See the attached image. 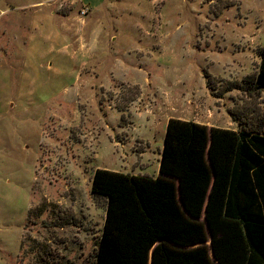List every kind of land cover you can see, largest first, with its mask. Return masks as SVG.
<instances>
[{"label": "rangeland", "instance_id": "obj_1", "mask_svg": "<svg viewBox=\"0 0 264 264\" xmlns=\"http://www.w3.org/2000/svg\"><path fill=\"white\" fill-rule=\"evenodd\" d=\"M96 1L0 0V264H96L95 172L158 177L170 117L264 134V0Z\"/></svg>", "mask_w": 264, "mask_h": 264}, {"label": "trees", "instance_id": "obj_2", "mask_svg": "<svg viewBox=\"0 0 264 264\" xmlns=\"http://www.w3.org/2000/svg\"><path fill=\"white\" fill-rule=\"evenodd\" d=\"M92 193L96 264H264V134L170 119L158 177L98 169Z\"/></svg>", "mask_w": 264, "mask_h": 264}, {"label": "crops", "instance_id": "obj_3", "mask_svg": "<svg viewBox=\"0 0 264 264\" xmlns=\"http://www.w3.org/2000/svg\"><path fill=\"white\" fill-rule=\"evenodd\" d=\"M86 1V0H85ZM89 1H91L92 3H94V0H89ZM96 2H98V0L96 1ZM99 4V3H98ZM140 41V40H139ZM144 52V53H143ZM141 54V55H140ZM133 55H138V57H142V56H144L145 58L147 57V58H149V57H151L150 56V53H148V52H146V51H142L141 49H140V51L138 52V54H136V53H129L128 54V56L129 57H131V56H133ZM151 74H149V80H150V82L152 81V78H151ZM140 86V88H141V85H139ZM142 89V88H141ZM146 89V88H145ZM145 89H143V90H145ZM111 109H113V108H111ZM113 110H115V109H113ZM138 114V113H137ZM138 115H140V117H138V119H140L141 117H143V114H142V112H140ZM176 117H178V116H173V117H170L168 120H170V119H174V118H176ZM178 119H181V120H184V121H189V120H186V119H183V118H181V117H178ZM193 122H196V123H199V124H202V125H205V124H203V123H201V122H199V121H193ZM167 123V122H166ZM167 125H168V123H167ZM163 148H164V146H163ZM150 149V146H149V141H148V144H147V147H146V149L145 150H143V151H141V153L139 154V156H140V158H144L146 155H147V151ZM162 152H163V150H162ZM161 155H162V153H161Z\"/></svg>", "mask_w": 264, "mask_h": 264}]
</instances>
